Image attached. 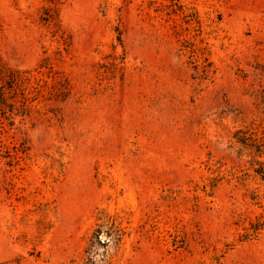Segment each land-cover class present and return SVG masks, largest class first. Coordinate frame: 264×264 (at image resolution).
I'll use <instances>...</instances> for the list:
<instances>
[{"label":"rangeland","instance_id":"rangeland-1","mask_svg":"<svg viewBox=\"0 0 264 264\" xmlns=\"http://www.w3.org/2000/svg\"><path fill=\"white\" fill-rule=\"evenodd\" d=\"M0 56L72 87L0 120V264H264V183L230 147L264 121V0H0Z\"/></svg>","mask_w":264,"mask_h":264},{"label":"trees","instance_id":"trees-1","mask_svg":"<svg viewBox=\"0 0 264 264\" xmlns=\"http://www.w3.org/2000/svg\"><path fill=\"white\" fill-rule=\"evenodd\" d=\"M196 21L200 23L198 19ZM181 56H187L196 74L205 80L216 73L208 46L188 42L181 48ZM71 94L69 79L57 75L48 57L35 69H18L8 66L0 56V120L3 124L15 126L18 118L25 123L28 118L35 116V113L47 117L49 112L43 111L39 106L42 100L64 102ZM261 98L264 103V91ZM3 134L0 128V158L6 159L8 164L12 165L19 161L20 152L7 145ZM230 147L239 157L246 159L249 170L264 183V121L254 119L237 127L231 134ZM263 228L264 219H259L252 223L251 230L258 233ZM100 235L101 232L96 238Z\"/></svg>","mask_w":264,"mask_h":264},{"label":"water","instance_id":"water-1","mask_svg":"<svg viewBox=\"0 0 264 264\" xmlns=\"http://www.w3.org/2000/svg\"><path fill=\"white\" fill-rule=\"evenodd\" d=\"M104 238H107V236H105Z\"/></svg>","mask_w":264,"mask_h":264}]
</instances>
